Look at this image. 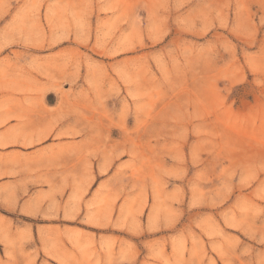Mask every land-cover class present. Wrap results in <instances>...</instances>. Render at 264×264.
Listing matches in <instances>:
<instances>
[{"label":"rangeland","instance_id":"rangeland-1","mask_svg":"<svg viewBox=\"0 0 264 264\" xmlns=\"http://www.w3.org/2000/svg\"><path fill=\"white\" fill-rule=\"evenodd\" d=\"M0 264H264V0H0Z\"/></svg>","mask_w":264,"mask_h":264}]
</instances>
